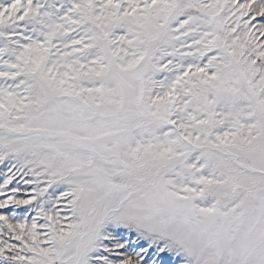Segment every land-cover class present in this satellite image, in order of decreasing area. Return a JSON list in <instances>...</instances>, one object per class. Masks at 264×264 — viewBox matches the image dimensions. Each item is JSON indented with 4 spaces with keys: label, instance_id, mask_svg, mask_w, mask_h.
<instances>
[{
    "label": "snow or ice",
    "instance_id": "6c2138e0",
    "mask_svg": "<svg viewBox=\"0 0 264 264\" xmlns=\"http://www.w3.org/2000/svg\"><path fill=\"white\" fill-rule=\"evenodd\" d=\"M0 264H264V0H0Z\"/></svg>",
    "mask_w": 264,
    "mask_h": 264
}]
</instances>
